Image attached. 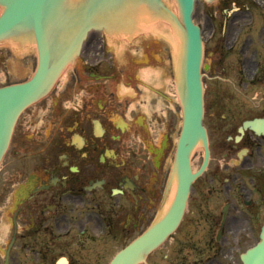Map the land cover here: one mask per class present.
Returning <instances> with one entry per match:
<instances>
[{
  "label": "flooded vegetation",
  "instance_id": "af4514ba",
  "mask_svg": "<svg viewBox=\"0 0 264 264\" xmlns=\"http://www.w3.org/2000/svg\"><path fill=\"white\" fill-rule=\"evenodd\" d=\"M233 1L240 7L235 17L248 13L246 0ZM203 35L210 162L192 184L178 227L162 228L176 198L171 166L182 122L179 98L172 89L138 85L120 92L128 75L101 61L93 34L87 61L16 124L0 169V249L8 264H57L61 258L111 264L121 253L142 258L135 264H240L239 252L258 242L264 225V136L248 130L239 142L235 138L245 121L264 118V99L254 106L252 95L248 105L249 90L223 85L245 82L247 73L254 81L259 55L253 31L225 39L210 20ZM139 45L154 63L156 43ZM261 60L258 82L264 83ZM192 160L196 174L203 152ZM160 232L159 244L145 253L136 249Z\"/></svg>",
  "mask_w": 264,
  "mask_h": 264
},
{
  "label": "water",
  "instance_id": "95a60500",
  "mask_svg": "<svg viewBox=\"0 0 264 264\" xmlns=\"http://www.w3.org/2000/svg\"><path fill=\"white\" fill-rule=\"evenodd\" d=\"M68 1L0 0V6L3 9L0 15V42L21 32H27L32 34L38 51V67L32 79L0 89V162L7 150L19 115L49 92L69 56L78 52L86 33L91 28L101 29V24H104L135 35L138 4L150 2L163 7L161 0H87L86 3L79 5V10H76L64 6ZM195 1L176 0L182 14L186 45L184 46L181 90L184 121L174 168L179 178V192L182 196L178 199L181 207L174 210L175 223L182 215L185 195L194 177L191 174L190 154L196 146L200 145L205 149V165L209 157L206 133L202 126L203 103L200 74L202 43L199 28L192 20ZM95 21H99V25H95ZM63 26L70 27L79 37L73 43L70 42L66 55L56 56L54 61L56 42L54 43L51 35ZM247 128L260 133L259 129L264 128V121L246 122L243 129ZM243 129L240 130L241 133ZM260 239L255 247L241 257L244 264H264V227ZM114 264H125L124 259L118 257Z\"/></svg>",
  "mask_w": 264,
  "mask_h": 264
},
{
  "label": "rangeland",
  "instance_id": "374dc122",
  "mask_svg": "<svg viewBox=\"0 0 264 264\" xmlns=\"http://www.w3.org/2000/svg\"><path fill=\"white\" fill-rule=\"evenodd\" d=\"M249 7L251 8L250 13H244V15H239L235 17L234 13L232 17L226 18L225 12H227L228 7H231V0L226 1L220 0L216 5L209 6L206 4H198L196 7L195 20L201 25L202 22H205V26L202 27L203 31L208 30L209 21H213L216 27L220 32H223L225 39H231L235 34L240 33V30H243L244 38L247 31H253L254 41L253 51L264 56V0H248ZM230 10V9H229ZM1 14V9H0ZM251 14L252 22L248 16ZM225 23V21H227ZM231 20V23H230ZM230 26H233V29L230 30ZM146 40H153L151 42H157L156 55L157 61L150 63V61L143 62L144 64H150L149 66H142L137 69L136 67L129 66L130 55L135 56L140 52H144L143 46H140V42H146ZM108 45L111 46L114 54V59L108 62L114 61V64L118 65L120 68H124V71L128 75V81L121 83V87L125 90H135L138 85L141 89H164V90H176V75L177 68L175 60H173V51L171 49L169 41L165 38L155 36L154 39L144 38H135L128 41H123L119 39L118 42H113L110 39H106ZM225 41V40H224ZM89 42V40H88ZM231 42L229 43V46ZM240 47V46H239ZM125 51V52H124ZM124 52V53H123ZM130 52V53H129ZM142 56V55H141ZM143 58V57H142ZM257 60L255 61V66L257 67ZM87 61L86 58L79 57L75 62V65L79 67L81 62ZM263 61V58L262 60ZM112 63H109V66ZM37 67V51L36 46L33 44L31 46H19L12 47L9 45H0V86L5 85L11 82L23 81L29 79L35 72ZM74 67V66H73ZM72 69V66L68 68L66 73ZM150 71L151 78H146L145 73ZM252 71V70H251ZM130 76V80H129ZM139 76V77H138ZM140 78V79H139ZM260 77L257 76V80ZM135 79V81H134ZM250 73L246 74V81L239 82L235 85L230 81L224 82L223 86L228 87L232 90H249L247 99L248 105L252 104V95L255 97L254 106H258L260 100L264 99V87L259 83L258 85L252 84L250 82ZM264 84V83H263ZM205 86V90H206ZM246 227V226H245ZM247 247L239 252V254L244 251ZM0 264H4V254L0 249Z\"/></svg>",
  "mask_w": 264,
  "mask_h": 264
},
{
  "label": "bare ground",
  "instance_id": "6f19581e",
  "mask_svg": "<svg viewBox=\"0 0 264 264\" xmlns=\"http://www.w3.org/2000/svg\"><path fill=\"white\" fill-rule=\"evenodd\" d=\"M86 1L87 0H69L64 6L79 10V5L86 3ZM199 2L200 4L207 3L205 1L202 2V0H199ZM207 4L216 5L217 2L214 0L208 2ZM161 5L164 8L159 7V5L151 4L150 2L138 4L135 35L141 32L147 36H158L169 41L173 51V60H175L177 64L176 66H178L175 87L179 92L180 100H182V64L185 54L184 46L186 45V33L183 25L182 14L176 0H161ZM95 25H99V21H95ZM98 30L101 31V35L105 32L107 39H110L115 43L118 42L119 39L126 41L127 37L135 36L134 34L104 24H101V29ZM78 37L79 35L68 26H63L62 28L55 30L51 35L54 43L56 42L54 61L56 60V56L60 57L61 55H66L69 51L67 48L71 45L70 42L73 43ZM200 38H202L201 32ZM1 44L12 47L24 45L31 46L34 44V38L30 33L21 32V34L14 35ZM203 50L205 51V44L202 42V51ZM76 54L74 52L69 56L67 60L68 64H71L74 61L77 57ZM64 71L65 69L60 72L56 78L60 77ZM145 75H147V73H145ZM128 256L129 253L125 254L123 259H126ZM60 264L62 263L60 262Z\"/></svg>",
  "mask_w": 264,
  "mask_h": 264
}]
</instances>
